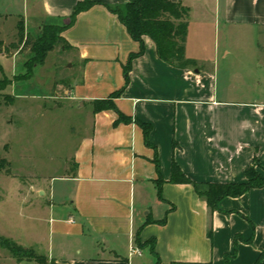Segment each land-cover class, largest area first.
<instances>
[{"label": "crops", "instance_id": "1", "mask_svg": "<svg viewBox=\"0 0 264 264\" xmlns=\"http://www.w3.org/2000/svg\"><path fill=\"white\" fill-rule=\"evenodd\" d=\"M77 1L23 0V23L39 28L51 19L66 22ZM94 1L61 33L78 77L57 84L61 95H53L60 103L88 107L85 129L63 172L30 184L31 193L48 196L47 262L226 264L224 255L235 249L231 264H264V186L224 196L212 210L193 184L171 180L173 163L200 189L244 181L254 160L264 176V95L243 93L257 90V73L233 78L239 73L228 68L219 79L215 61L212 69L200 67L188 41L190 20L200 27L211 14L225 25L264 34V0H181L189 7L185 57L192 65L161 59L145 36L127 82L124 67L140 44L105 6L126 0ZM229 52L224 47L221 58ZM119 90L113 103L128 121L114 109L94 110L95 100ZM135 120L149 125V144ZM55 181L62 188H52Z\"/></svg>", "mask_w": 264, "mask_h": 264}, {"label": "rangeland", "instance_id": "2", "mask_svg": "<svg viewBox=\"0 0 264 264\" xmlns=\"http://www.w3.org/2000/svg\"><path fill=\"white\" fill-rule=\"evenodd\" d=\"M26 13L23 0H0V50L5 55L0 54V87L2 79L10 81V85L0 88V234L33 248L39 255H47L48 196L45 200L31 193L30 184L46 182L63 172L65 159L85 129L88 107L79 108L75 103L64 104L53 98L59 90L55 88L57 84L67 85L78 77V68L71 66L69 48L62 42L56 43L44 62L34 66L23 79L27 72L23 63L31 56L30 44L41 33L40 27H27L26 20L23 35H18L16 25L23 22ZM190 21L189 49L199 59L198 65L212 69L215 61L219 79L228 76V68L239 73L233 78L248 80L251 71L257 73V90L243 93L264 95V34L254 27L225 25L213 14L200 27ZM224 47L230 52L222 59ZM255 170L261 173L258 166ZM61 184L52 182V188L59 190ZM9 254L0 247V264H12Z\"/></svg>", "mask_w": 264, "mask_h": 264}, {"label": "trees", "instance_id": "3", "mask_svg": "<svg viewBox=\"0 0 264 264\" xmlns=\"http://www.w3.org/2000/svg\"><path fill=\"white\" fill-rule=\"evenodd\" d=\"M95 3L97 1L78 0L73 6L66 22L48 21L40 26L41 33L30 44L31 56L23 63L27 67V72L24 74L23 79L30 75L31 69L34 66L44 62L47 53L55 47L56 43L62 42L63 47L68 46L67 42L62 38L61 33L74 22L76 15L80 11L89 8ZM105 6L109 11L117 15L130 36L140 44L139 51L130 54L128 63L124 67L125 82L128 81L131 59L141 55L145 50L143 39L145 36L154 42L156 51L161 59L181 68L192 65V62L185 57V39L189 7L184 5L181 0H126L124 4H105ZM16 28L18 35L22 36L24 31L23 22L19 21ZM2 80L4 83L0 88L10 85V81L7 78ZM120 92L121 90L114 92L107 98L95 100L94 110L114 109L117 111L119 119L128 121L129 117L120 113L113 103V97L119 95ZM135 121L143 128L144 140L149 144V125L140 120ZM255 164H258L257 160H254V164L246 169V179L242 182L207 183L205 188L200 189L199 184L187 178L181 172L180 168L173 163L171 180L174 182L193 184L198 193L205 197L210 209L217 210L218 202L224 196H239L252 187L264 186V176L255 170ZM156 168L158 169L157 162ZM158 221L163 223L165 218ZM136 240L139 241L138 238ZM151 241L149 240L148 242L151 243ZM236 241L237 236L235 237ZM0 247L6 249L17 261L31 259L38 264H45L47 262L46 257L37 254L33 248L23 247L1 234ZM151 250H154L153 244H151ZM234 255L235 249L231 253L224 255L226 264H231L229 259ZM158 261L157 258L153 264H157ZM51 264L55 263L51 262Z\"/></svg>", "mask_w": 264, "mask_h": 264}, {"label": "water", "instance_id": "4", "mask_svg": "<svg viewBox=\"0 0 264 264\" xmlns=\"http://www.w3.org/2000/svg\"><path fill=\"white\" fill-rule=\"evenodd\" d=\"M195 71H197V69Z\"/></svg>", "mask_w": 264, "mask_h": 264}]
</instances>
